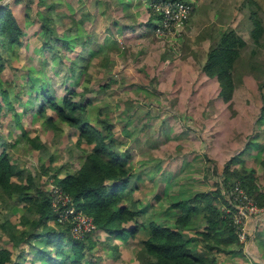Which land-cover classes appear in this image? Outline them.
<instances>
[{
  "label": "rangeland",
  "instance_id": "rangeland-1",
  "mask_svg": "<svg viewBox=\"0 0 264 264\" xmlns=\"http://www.w3.org/2000/svg\"><path fill=\"white\" fill-rule=\"evenodd\" d=\"M48 1L55 2L54 25L58 30L62 26L70 27L74 22L75 33L92 40L95 55L92 63L89 62L90 82L83 81L82 76L78 90L83 93V98H93L89 111L93 118L98 107L109 109L110 113L105 111L104 116H109L114 123L116 139L125 141L122 151H129V163L133 167L130 186L133 196L142 201L140 208L145 210L139 222L164 218L167 207L164 198L186 197L195 191L211 188L214 182L213 187L216 182L221 186L225 162L241 153L250 136L259 133V144L264 145V125L257 120L264 104V37L256 44L250 32L252 8L259 5L256 9L264 19V0H256L258 3L189 0L195 8L178 39L163 38L144 27L142 23L149 17L144 0H126L130 3L127 11L121 7L120 0ZM0 3H9L13 7L25 31L23 39L27 45L15 50L4 72L5 79H13L17 88L25 87L23 78L30 72L31 77L40 78L38 84H49L57 95L63 94L64 87L76 79L83 68L78 63L76 76L70 78L68 62L75 52L67 53L60 45H57L58 53L64 52L69 57L62 64L55 58L48 60L52 52H38L40 40H52L56 35H48L40 29L39 12L45 10V6L32 4L29 16H26L23 3L16 5L14 0H0ZM223 27L236 28L248 42L242 51L241 63L237 65L231 105L217 98L219 86L216 79L205 77L201 71L207 51ZM36 34L39 35L37 39L40 37L37 42ZM45 57L47 65L44 64ZM110 77L115 83L106 89L100 88L101 84L109 82ZM154 77L158 81L152 82ZM130 84L134 86H128ZM139 100L141 104L137 109L136 105L130 108L132 116L127 118L122 101L133 104ZM16 109L22 113L23 107L17 103ZM10 119V113L0 115V137L11 143L8 150L14 160L40 178V182L58 167L71 172L79 168L84 155L82 148L86 145L76 142L72 127L64 126L63 131L55 135L52 129L41 124L40 117L23 114L21 120L30 128L28 133L31 136L37 134L46 144V150L38 151L23 140L16 141L21 132L15 129L10 133ZM127 120L130 122L126 134L123 126ZM252 158L247 156V164H253ZM42 163L50 166L48 173H42ZM213 166L217 168L215 172ZM150 167L151 179L146 173ZM58 176L62 177L63 171ZM50 179L54 180L53 177ZM258 224L259 235L264 241V218ZM250 235L249 238H254L252 232ZM142 237V231H139L136 242L139 243ZM132 242L133 238L128 242L114 240L118 244L115 254L99 247L95 257L97 264H138ZM1 243L7 244L8 241L4 239ZM253 244L255 260L251 263L246 259L250 264H264V247L259 245L258 249L254 241ZM234 264L242 263L235 261Z\"/></svg>",
  "mask_w": 264,
  "mask_h": 264
},
{
  "label": "trees",
  "instance_id": "trees-1",
  "mask_svg": "<svg viewBox=\"0 0 264 264\" xmlns=\"http://www.w3.org/2000/svg\"><path fill=\"white\" fill-rule=\"evenodd\" d=\"M14 3L25 5L26 16H29L32 4L45 6L46 9L39 12L42 21L40 29L48 35H56L52 40L39 41L40 37L37 39L39 35L36 34V42L40 43L38 52H52L48 60L55 58L62 64L69 57L64 52L58 53L57 45H60L67 53L75 52L68 62L70 78L76 76L78 63L83 70L76 79L68 80L72 82L64 87L65 92L61 95H57L49 84H38L40 78L31 77L30 72L23 78L25 87L17 88L13 79H5L4 72L15 50L27 45L23 39L25 31L13 7L9 3H0V115L10 113V133L19 129L21 135L16 141L23 140L38 151L46 150V144L37 134L31 136L28 133L30 128L21 120L23 114L40 117L41 124L52 129L55 135L62 132L64 126L72 127L76 142L86 145V148H82L84 155L77 170L71 172L65 167H58L40 182V178L14 160L8 150L11 143L0 137V264H97L95 257L99 247L115 254L118 244L114 240L128 242L130 238H133V248L136 247L135 260L138 264H220L221 253L243 257L244 244L239 241L236 229L223 208L229 203L231 184L236 180H240L249 195L264 206V145L259 144L260 134L250 136L241 153L227 159L222 170L221 186L216 182L213 187L214 182L211 188L195 191L186 197L165 198L164 218L139 222L145 210L140 208L142 201L133 196L130 186L133 167L129 163V151H122L125 141L116 139L114 123L109 116H104L105 111L110 113L109 109L98 107L93 118L89 112L93 98H83V93L78 90L82 76L83 81L90 82L89 62L92 63L95 55L92 40L89 36L75 33L74 22L70 27L57 29L54 25L55 2L14 0ZM119 3L125 11L130 7L126 0ZM148 13L149 17L142 24L154 33L156 22L153 18L156 13L150 8ZM254 14L257 12L254 11ZM259 17L253 16L251 36L256 44L264 35ZM247 44V40L235 29L222 30L208 49L201 66L205 77L218 82L217 98L229 105L236 87L237 65L241 63L242 51ZM44 64L47 65L46 57ZM108 80L100 88L106 89L115 83L112 77ZM151 81L156 82L158 78L154 77ZM78 96L81 97L77 99ZM16 102L23 107L22 113L16 109ZM122 102L127 118L132 116L130 108L136 105L137 109L141 104V100L133 104ZM257 120L264 125V104ZM129 122L127 120L123 126L126 134L129 133ZM254 149L256 152H253ZM252 154H255L253 158ZM247 156H251L253 164H247ZM215 168L213 166V172ZM49 170L50 166L42 163V173ZM61 171L62 177L58 176ZM51 177L72 196L79 209L92 216L94 227L84 238L73 237L69 224L56 222V214L51 207ZM139 231H142L143 237L138 243L135 239ZM4 239L7 244L1 243Z\"/></svg>",
  "mask_w": 264,
  "mask_h": 264
},
{
  "label": "built area",
  "instance_id": "built-area-1",
  "mask_svg": "<svg viewBox=\"0 0 264 264\" xmlns=\"http://www.w3.org/2000/svg\"><path fill=\"white\" fill-rule=\"evenodd\" d=\"M149 7L156 13L154 32L161 37L180 38L194 9L189 0H149ZM51 207L58 224L70 225L73 237L82 239L94 227L92 216L75 204L72 196L50 179ZM230 205L223 208L230 217L240 242L246 243L249 235V218L264 211L249 195L240 180L231 184L228 194Z\"/></svg>",
  "mask_w": 264,
  "mask_h": 264
},
{
  "label": "crops",
  "instance_id": "crops-1",
  "mask_svg": "<svg viewBox=\"0 0 264 264\" xmlns=\"http://www.w3.org/2000/svg\"><path fill=\"white\" fill-rule=\"evenodd\" d=\"M249 2H255V3H258V2H256V0H248ZM148 1H146V0H144V7H145V9L148 11V9H149V3H147ZM257 6V7H256ZM256 8H258V7H260L259 5H257L256 4ZM194 8H195V6H194ZM254 9V8H252V11H251V13H250V19H251V22H252V28H251V34H252V31H253V29H254V21H253V16L254 15H259L261 18H260V20H261V24H262V26H263V30H264V19H263V16L260 14V12H259V10L258 9ZM193 11H194V9H193ZM193 11H192V13H193ZM254 11H256L257 12V14H254ZM192 13H191V15H192ZM190 15V16H191ZM228 28H233V29H235L237 32H238V30L236 29V28H234V27H223V28H221L220 30H219V35H220V33H221V31L222 30H225V29H228ZM239 33V32H238ZM240 34V33H239ZM264 34V33H263ZM219 35H218V38H219ZM263 37H264V35H263ZM217 38V39H218ZM217 39H215V40H217ZM175 45V43L173 42L172 43V46H174ZM173 48V47H172ZM151 172H152V170H151V167L150 168H148V171L146 172L147 173V175H149V179H151ZM60 175H62V174H60ZM164 178V177H163ZM153 179V178H152ZM152 183H153V181L152 180H150ZM164 184V183H163ZM161 199V198H160ZM164 201H165V198H164ZM152 207V206H151ZM165 210H166V208H165ZM165 210H164V214H166L165 213ZM151 211V210H150ZM264 214H261V213H259V214H256V215H254V216H251L250 218H249V236H251L250 235V233L252 232L253 233V237L254 238H252V237H248L249 238V240H248V242H246V244H244V246H243V252H244V256L243 257H241L240 255H238V254H226V253H221L220 254V256H219V259H218V261H219V263L220 264H234L235 263V261L236 262H240V263H242V264H250L249 262H251L253 259L255 260V257L254 256H256L254 253V247H253V241H254V243H256V245H257V247H258V249H259V245L261 246V247H264V245H263V242L264 241H262V239H261V236L259 235V221H261L262 220V218H264V216H263ZM254 239V240H253ZM262 255H264V250L262 251ZM249 260V262H248V260ZM263 258V257H262ZM256 262V261H255ZM252 263V262H251Z\"/></svg>",
  "mask_w": 264,
  "mask_h": 264
}]
</instances>
